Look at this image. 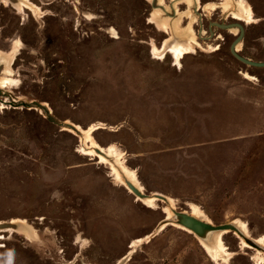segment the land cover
I'll return each mask as SVG.
<instances>
[{"label": "rangeland", "instance_id": "obj_1", "mask_svg": "<svg viewBox=\"0 0 264 264\" xmlns=\"http://www.w3.org/2000/svg\"><path fill=\"white\" fill-rule=\"evenodd\" d=\"M199 1L177 62L160 0H0V264H264L173 211L264 246V67L231 53L238 28L212 25L249 15L238 50L264 60V0Z\"/></svg>", "mask_w": 264, "mask_h": 264}, {"label": "bare ground", "instance_id": "obj_2", "mask_svg": "<svg viewBox=\"0 0 264 264\" xmlns=\"http://www.w3.org/2000/svg\"><path fill=\"white\" fill-rule=\"evenodd\" d=\"M12 2L15 5H18V6H22L23 5V7H24L23 0H12ZM181 3H184V4H186L188 6V10L187 11H185V12L179 11L178 5L181 4ZM231 4H233V3H231ZM243 4H244V2H243ZM158 5L162 6V8H156L154 13L152 14V22L157 24V25H159L164 30H169L174 35H179L178 37L182 38L180 40H176L174 42V45L171 46L172 49H173L172 52L174 53L177 62H180V59L185 54H187V53L192 51L191 48L189 47V44L190 45H192V44L196 45L198 43L197 34H196V32L194 30V27H193V22L195 21V17L192 15L191 8H192V6L199 7L200 6V1L199 0H174V3L172 5H166L165 4V0H160V3ZM234 5H235V3H234ZM208 8H209V5L206 4L205 5V9H208ZM235 9H238V8L236 7ZM232 10H233V8H232ZM184 17L191 19V22H189L190 24L188 26H186V27L182 26V20H183ZM232 18L237 19V20L248 21L250 19V16L247 15V14L242 13L241 10L240 11L234 10L232 12ZM233 28H237V27H233ZM235 32H237V30ZM184 38L187 39L186 43L183 40ZM169 40L170 39L166 40L165 43L167 44V41H169ZM239 47H240V44L237 46V48H239ZM0 61L3 62V63H6V69L5 70H6L7 73H11L13 71V68H12L13 58H10L9 56H7L6 54H4V53H2L0 51ZM3 83L6 84L7 86L14 87V86H16L18 84V80L14 79V78H7V80L3 81ZM127 182H131V181H127ZM137 188H139V187H137ZM141 191H143V190H141ZM138 196H140V195H138ZM141 198H150V197L147 196V197H141ZM7 229H10V227L7 226ZM225 231H228V230H225ZM241 231H243V230H241ZM207 237H204V238H207ZM259 250H261V249H259Z\"/></svg>", "mask_w": 264, "mask_h": 264}, {"label": "water", "instance_id": "obj_3", "mask_svg": "<svg viewBox=\"0 0 264 264\" xmlns=\"http://www.w3.org/2000/svg\"><path fill=\"white\" fill-rule=\"evenodd\" d=\"M212 25H216V26L223 28V29H230L233 27H237L239 29V32L237 33L235 39L231 43V47H230L231 53L239 61H241L247 65H251V66H255V67H264V60H253L252 58H249L245 55H242L240 53V50H238L237 46L240 43H242L244 35H245V25L241 21L235 20V21L230 22V23L213 22ZM127 184L136 195H140L141 197H147L150 195V194H147L146 192L141 191L139 188H137L131 182H127ZM156 194H158L156 196L158 197L159 200L168 203L167 202V195L162 194V193H156ZM173 211L175 213L177 223L183 225L184 227H186L190 230H192L193 233L197 237L204 238L207 236H211V234H213L215 232L228 230V232L231 231L233 233L239 234L240 237H243L247 241V243H249V245H251L252 247H254L256 249H261L264 251V246L257 243L255 241L256 239L254 237L245 235L244 232L241 231V229L233 221L216 224L212 221H207V220H204L202 218H199V217L193 215L190 211H176L174 208H173ZM161 224L162 225H164V224L168 225V224H170V221L163 220L161 222ZM167 225H165L161 230H163ZM160 228H161V226H159L157 231H161V230H159Z\"/></svg>", "mask_w": 264, "mask_h": 264}]
</instances>
